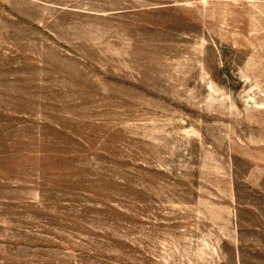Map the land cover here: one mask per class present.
I'll return each instance as SVG.
<instances>
[{"label":"rangeland","instance_id":"obj_1","mask_svg":"<svg viewBox=\"0 0 264 264\" xmlns=\"http://www.w3.org/2000/svg\"><path fill=\"white\" fill-rule=\"evenodd\" d=\"M0 264H264V0H0Z\"/></svg>","mask_w":264,"mask_h":264}]
</instances>
